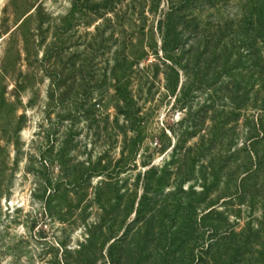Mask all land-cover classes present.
I'll return each mask as SVG.
<instances>
[{
	"label": "rangeland",
	"instance_id": "374dc122",
	"mask_svg": "<svg viewBox=\"0 0 264 264\" xmlns=\"http://www.w3.org/2000/svg\"><path fill=\"white\" fill-rule=\"evenodd\" d=\"M254 14L264 17V0H0V264H189L200 255L189 226L202 224L206 205L176 190L174 175L164 187L158 180L178 141L187 149L214 136L225 117L230 146L212 154L241 148L243 116L259 113L233 121L222 87L230 76L248 82L252 53L264 58ZM199 171L185 191L201 192ZM222 183L209 199L218 206ZM248 205L218 210L231 225L241 211L239 227L249 217L256 226L261 204Z\"/></svg>",
	"mask_w": 264,
	"mask_h": 264
},
{
	"label": "trees",
	"instance_id": "16d2710c",
	"mask_svg": "<svg viewBox=\"0 0 264 264\" xmlns=\"http://www.w3.org/2000/svg\"><path fill=\"white\" fill-rule=\"evenodd\" d=\"M257 15H252L253 17L256 16L257 24H260L261 18L264 22V17H260L261 14H259L260 18H258ZM252 55L255 56L252 64L254 74L248 82L245 81L244 77L241 80H233L235 76H230V80L222 87L223 90L230 91L231 99L225 96L226 101L230 99L234 106L236 103L233 112L230 114L233 121L239 120L243 111H247L248 108L255 111V113H259L257 117L251 114L243 116L247 131L241 148L235 150L229 158L222 156L217 158V154H212L217 146L222 148L230 146L227 144L228 138L220 134L225 130L230 120L225 117L221 126L218 125L216 128L214 136L205 132L198 143L187 149L184 148V143L178 141L172 149L171 163L161 170V176L158 180L159 187L166 186L165 183L169 176L174 175L176 190L185 194H192V196L198 195L199 203L206 205L201 219L202 224L195 226V222V224L191 223L189 226V236L192 241L199 243V246L201 245L200 255H195L192 252L189 264H264V58L258 57L257 53H252ZM243 59L245 58L240 57L235 62L233 69L242 67L241 60ZM217 81L211 80L205 83L213 86L214 82ZM197 83L200 85L199 87L203 85L201 80ZM246 87H250L254 92L243 90ZM192 88L191 85H182L183 98H190ZM225 108L226 105H224V110ZM203 127L204 125L200 124L199 121L192 122L194 133L201 132ZM209 135H211L210 139L205 140V137H209ZM218 136H221V138H218ZM235 139H237L235 136L231 139L232 145L236 143ZM208 153L211 155V159L210 162L205 164L204 160L205 157L207 158ZM215 157L220 161V166H216L217 168L213 164L216 161ZM228 163H235L236 166L233 167L232 172L226 174L222 183L223 175L221 173L229 166ZM197 167L200 170L202 168L206 170L205 174L199 171L200 174L202 172V175L197 180L202 184V190L197 192L194 187H190L185 191L184 184L194 177ZM152 171L157 172V167L153 166ZM221 183L225 187L228 196L223 197L222 200L224 201L221 206H218V201L209 199ZM258 198H260L259 202H257ZM245 201L248 202L247 207L251 211L254 210L255 205L261 204L262 217L260 221H255L256 226L253 223L254 218L249 217L248 223H244L242 227H239L238 223L241 222V218L238 217H240L241 211L237 215V223L231 225L223 217L224 213L218 210L221 207L227 209L234 206V204H237L241 209V204ZM187 206L191 210L195 207L192 201H189Z\"/></svg>",
	"mask_w": 264,
	"mask_h": 264
}]
</instances>
